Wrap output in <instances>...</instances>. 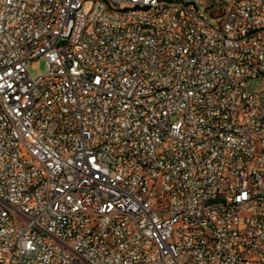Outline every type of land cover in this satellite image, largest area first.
<instances>
[{
	"label": "built area",
	"instance_id": "obj_1",
	"mask_svg": "<svg viewBox=\"0 0 264 264\" xmlns=\"http://www.w3.org/2000/svg\"><path fill=\"white\" fill-rule=\"evenodd\" d=\"M0 264H264V0H0Z\"/></svg>",
	"mask_w": 264,
	"mask_h": 264
},
{
	"label": "rangeland",
	"instance_id": "obj_2",
	"mask_svg": "<svg viewBox=\"0 0 264 264\" xmlns=\"http://www.w3.org/2000/svg\"><path fill=\"white\" fill-rule=\"evenodd\" d=\"M35 61L37 62V67L33 68L32 66H30V72L32 75H36L38 73V71L40 72H44L45 71V67H46V62L44 58H36Z\"/></svg>",
	"mask_w": 264,
	"mask_h": 264
}]
</instances>
